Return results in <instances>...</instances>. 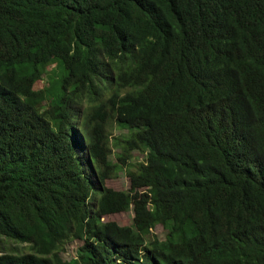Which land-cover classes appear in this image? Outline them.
<instances>
[{"label": "trees", "instance_id": "1", "mask_svg": "<svg viewBox=\"0 0 264 264\" xmlns=\"http://www.w3.org/2000/svg\"><path fill=\"white\" fill-rule=\"evenodd\" d=\"M3 239L28 249L0 264H264V0H0Z\"/></svg>", "mask_w": 264, "mask_h": 264}, {"label": "rangeland", "instance_id": "2", "mask_svg": "<svg viewBox=\"0 0 264 264\" xmlns=\"http://www.w3.org/2000/svg\"><path fill=\"white\" fill-rule=\"evenodd\" d=\"M56 69L57 71H55ZM61 73H62L61 67H57L55 62L47 65L46 70L42 74L41 79L37 80L36 86H44V85L49 84L50 82L49 78L52 79V82H53V79L56 82L59 79ZM108 131H109V139H110L109 141L112 146V151L109 154V158L113 161H119V159H117L116 154H118V152H121L123 148L121 144L122 138L126 137L129 131L127 127L120 126L114 120H110L109 125H108ZM144 153H145L144 148L134 147L130 149V152L128 153L126 160L132 163L142 160ZM105 182L107 185L113 188L125 189V188H128L129 186V177L125 169L121 168L117 171L115 176L108 177L105 180ZM132 217H133V210L132 208H129L127 210H122V211L106 214L102 218L104 220L113 219L121 224H129L132 222ZM166 231H167L166 226H164L161 223H157L152 228V232L160 239H163L165 237ZM81 242L82 240L76 237L68 238L63 243L62 248L59 250V255L61 259L66 260V259H70L71 257H74L76 255L77 246ZM0 245L3 246L1 248L2 250L0 249V252L4 250H14V249L27 250L28 249V245L25 242L20 243V242H15V241L6 240V239H3Z\"/></svg>", "mask_w": 264, "mask_h": 264}]
</instances>
